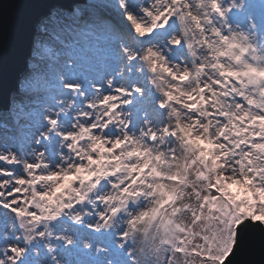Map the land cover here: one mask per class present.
<instances>
[{
	"label": "snow or ice",
	"instance_id": "1",
	"mask_svg": "<svg viewBox=\"0 0 264 264\" xmlns=\"http://www.w3.org/2000/svg\"><path fill=\"white\" fill-rule=\"evenodd\" d=\"M72 17L104 46L55 35ZM33 28L0 264H242L256 233L264 255V0L57 2Z\"/></svg>",
	"mask_w": 264,
	"mask_h": 264
},
{
	"label": "water",
	"instance_id": "2",
	"mask_svg": "<svg viewBox=\"0 0 264 264\" xmlns=\"http://www.w3.org/2000/svg\"><path fill=\"white\" fill-rule=\"evenodd\" d=\"M85 0H0V107L9 108L10 91L17 89L19 74L26 70L31 54L34 21L53 3L70 6ZM242 264H264L260 234H254L253 245L240 258Z\"/></svg>",
	"mask_w": 264,
	"mask_h": 264
},
{
	"label": "rangeland",
	"instance_id": "3",
	"mask_svg": "<svg viewBox=\"0 0 264 264\" xmlns=\"http://www.w3.org/2000/svg\"><path fill=\"white\" fill-rule=\"evenodd\" d=\"M93 2V0H85L84 2H78L81 4ZM52 30L54 31L55 35H59L60 39L63 40L65 43L74 44L77 48L83 49H90V46H95V42H92V37L97 38V40L101 38L104 39L103 34L96 32L98 35H87L88 29L84 26V24L75 17L72 18H62L59 20L58 23H53L51 25ZM34 38V37H33ZM96 40V42H97ZM49 46L53 47L54 49H60L62 46L59 42L53 37H49L46 41ZM34 43V40H33ZM94 47H91V49ZM34 50V44L32 51ZM91 54V53H89ZM31 54L27 57V60L31 59ZM40 61V63H39ZM36 63L40 64L41 67L48 62L47 58L45 60H37ZM27 71V70H26ZM25 71V72H26ZM10 91V94L13 91ZM43 93H41L42 95ZM19 95V94H18ZM31 95H36L35 93ZM12 120V115L9 113L8 108L0 107V138L9 137L11 135V128L8 127L9 121Z\"/></svg>",
	"mask_w": 264,
	"mask_h": 264
},
{
	"label": "bare ground",
	"instance_id": "4",
	"mask_svg": "<svg viewBox=\"0 0 264 264\" xmlns=\"http://www.w3.org/2000/svg\"><path fill=\"white\" fill-rule=\"evenodd\" d=\"M99 33V32H98ZM96 35H98L99 36V34H95L94 36H96ZM33 40H34V38H33ZM96 40H97V38H94V37H92V42H95L96 44H94L95 46H90V49H91V47H96V46H99V47H103L104 46V44H103V41H104V39L103 38H101L100 37V39L99 40H97V42H96ZM39 63H40V61H39Z\"/></svg>",
	"mask_w": 264,
	"mask_h": 264
}]
</instances>
